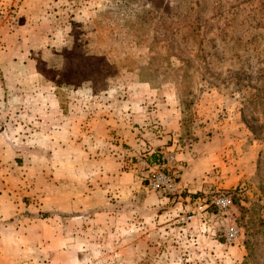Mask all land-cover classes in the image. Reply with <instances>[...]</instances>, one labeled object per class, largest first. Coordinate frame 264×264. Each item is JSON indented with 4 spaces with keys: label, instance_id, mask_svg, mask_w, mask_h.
<instances>
[{
    "label": "rangeland",
    "instance_id": "obj_1",
    "mask_svg": "<svg viewBox=\"0 0 264 264\" xmlns=\"http://www.w3.org/2000/svg\"><path fill=\"white\" fill-rule=\"evenodd\" d=\"M173 108L176 147L160 159L129 140L95 146L92 131L81 147L50 143L112 113L148 142L173 134ZM177 153L179 198L148 189L138 161ZM81 186L100 189L102 211L69 212L63 194ZM218 192L233 195L227 214L182 221L186 197ZM5 196L35 207L0 216V264L20 248L4 224L21 220L35 264H264V0H0V210Z\"/></svg>",
    "mask_w": 264,
    "mask_h": 264
},
{
    "label": "crops",
    "instance_id": "obj_2",
    "mask_svg": "<svg viewBox=\"0 0 264 264\" xmlns=\"http://www.w3.org/2000/svg\"><path fill=\"white\" fill-rule=\"evenodd\" d=\"M113 113L108 117H103L99 119V122H96V125L93 127H87V125L83 124L78 126H71L68 122L64 123V125H60L57 129L54 128L53 131H51L50 143L53 145V148H67L71 146H84L85 144L89 143L87 140V134L89 131L95 132L96 137L93 140H91V143L97 146L98 144L103 146L105 143H108L112 146L114 143L116 144L118 141L120 142H131L136 146V151L132 150L129 153L130 154H136L137 151L140 149L142 150H148L149 155H152V158L154 159H160V157H165L167 152H170L176 147V143L173 142H167V140H171L173 138L176 139V133L180 128V115L177 109H171L168 111V117L163 119L164 127L167 128V131H172L173 134L170 135H157L158 132L156 130H152L155 132H149L152 133L150 135L149 141L146 142L144 139H142L143 135H139L137 131H133L130 129V122L127 121L126 124H117V120L114 119ZM65 118H68L64 114ZM152 117V116H151ZM150 117V118H151ZM97 119V118H96ZM130 129V130H129ZM76 134H79L80 136L77 137ZM153 135V136H152ZM178 135V134H177ZM103 136V137H101ZM155 136V137H154ZM53 137V138H52ZM122 144V143H120ZM143 144L148 146V148H144ZM117 147H120L119 145H116ZM128 152V151H127ZM164 154V155H162ZM176 159H179V153L176 154ZM118 164H121V162H118ZM114 166L118 169L117 164L114 163ZM105 172H101V175ZM126 177L129 179L132 178L133 181V188L136 189V186L141 185L142 182L139 181L138 177L135 176V171L130 169L124 173L121 178ZM103 184V182H102ZM101 188L104 187L100 186ZM116 188V186H114ZM75 190V189H74ZM71 191L70 193L64 192L63 197L65 198V204L69 201V212H76L84 209H101L103 210L104 204V196L102 194L97 195L98 191L100 190L98 187L95 189L90 190H83L82 186L79 190ZM9 192L7 191V194ZM69 194V195H68ZM56 195V193H54ZM61 196V195H59ZM150 196V195H149ZM6 197V196H5ZM10 197V196H9ZM6 197V204L1 208L0 210V216H2L4 219H11L16 214H20L21 212L25 210L31 211V207L33 208V204H27L25 202H21V206H19V203H16L11 198ZM52 200V197H49ZM54 198H58L57 196H54ZM158 198V197H157ZM169 198V197H168ZM37 203V201H36ZM24 206H23V205ZM35 207V206H34ZM18 211V212H17ZM101 213V212H99ZM20 223V224H19ZM51 225L53 223L51 222ZM4 228H6L5 236L7 239H10L11 236L14 235L15 232L13 230H10L11 232H8L7 230L10 227L14 226V231H16V236L20 239L18 246L19 251L18 253L13 252V247L10 248V251H8L9 256H13L12 258L7 259L6 264H35L37 261V258L34 256L37 255V253H33L31 251L32 249H37V245L39 243V237L37 236L35 226L34 224H29L26 221H19L14 223H6L4 224ZM8 234V235H7ZM50 235H53L52 237H48ZM45 236H42V240L45 239L46 244L51 245L55 243L57 240L55 237V228H52L51 231ZM68 238L67 240H69ZM72 239V238H71ZM70 243V242H69ZM11 254V255H10ZM16 256V257H15ZM32 258H34V261H31Z\"/></svg>",
    "mask_w": 264,
    "mask_h": 264
},
{
    "label": "built area",
    "instance_id": "obj_3",
    "mask_svg": "<svg viewBox=\"0 0 264 264\" xmlns=\"http://www.w3.org/2000/svg\"><path fill=\"white\" fill-rule=\"evenodd\" d=\"M176 161L174 155H169L163 161L152 163L148 158H141L138 163V173L145 185L152 191H159L168 196L178 197L182 194V184L172 164ZM181 219L183 222L202 221L207 219L211 205L216 206L218 212L227 214L234 206V198L230 192H218L211 197H186ZM225 236L229 241L239 237V229L234 224H227Z\"/></svg>",
    "mask_w": 264,
    "mask_h": 264
}]
</instances>
